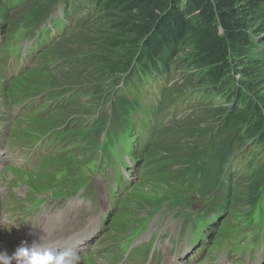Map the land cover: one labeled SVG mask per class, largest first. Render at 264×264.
<instances>
[{
  "label": "rangeland",
  "instance_id": "374dc122",
  "mask_svg": "<svg viewBox=\"0 0 264 264\" xmlns=\"http://www.w3.org/2000/svg\"><path fill=\"white\" fill-rule=\"evenodd\" d=\"M43 1L0 18V252L11 256L22 242L73 240L90 231L81 237L79 264H264V201L248 229L240 223L246 203L230 206L225 217L208 212L204 229L197 214L208 191L186 189L176 179L189 141L173 143L184 136L173 133L185 130L181 124L202 101L153 114L143 140L116 139L107 160L100 149L105 132L101 144L89 142L97 110L110 112L101 98L113 89L105 83L113 77L108 69L120 61L104 45L115 26L107 14L89 29L46 21L28 38L19 32L21 49L11 53L17 32ZM106 53L114 58L93 60Z\"/></svg>",
  "mask_w": 264,
  "mask_h": 264
},
{
  "label": "trees",
  "instance_id": "16d2710c",
  "mask_svg": "<svg viewBox=\"0 0 264 264\" xmlns=\"http://www.w3.org/2000/svg\"><path fill=\"white\" fill-rule=\"evenodd\" d=\"M30 1L0 0V18ZM43 2L23 23L25 31L17 32L13 55L21 49L19 32L28 38L46 21L53 28L71 20L74 27L89 29L103 13L101 18L107 14L115 23L114 34L103 40L108 49L118 51L120 60L108 69L113 77L105 83L113 89L101 98L110 102V112L97 110L92 125L98 129L89 133V142L101 144L99 137L105 132L100 148L104 159H109L110 146L120 137L143 140L152 129L153 114L161 116L162 109L180 103L197 107L202 101V108L187 118L192 119L181 124L185 130L173 133L184 134L173 143L189 141L176 179L181 178L186 189L208 191L197 226L207 228L208 212L225 217L230 206L246 203L248 215L240 223L245 229L252 227L250 214L264 201V0ZM58 6L61 13L55 15ZM79 9L84 14L77 17ZM103 57L93 60L105 64L113 56Z\"/></svg>",
  "mask_w": 264,
  "mask_h": 264
},
{
  "label": "clouds",
  "instance_id": "9594fccd",
  "mask_svg": "<svg viewBox=\"0 0 264 264\" xmlns=\"http://www.w3.org/2000/svg\"><path fill=\"white\" fill-rule=\"evenodd\" d=\"M79 256L71 249L57 251L41 243L28 246L22 242L21 246L9 256L0 252V264H79Z\"/></svg>",
  "mask_w": 264,
  "mask_h": 264
},
{
  "label": "bare ground",
  "instance_id": "6f19581e",
  "mask_svg": "<svg viewBox=\"0 0 264 264\" xmlns=\"http://www.w3.org/2000/svg\"><path fill=\"white\" fill-rule=\"evenodd\" d=\"M14 175V174H13ZM91 234V232L90 231H87V232H85L84 234H80V235H75V236H77L76 238H74L73 240L75 241V242H77L78 240H80L81 239V237H84V235H90ZM53 244V243H52ZM52 244H50V245H52ZM63 244H66V242H63ZM49 245V246H50ZM12 264H16V262L13 260L12 261Z\"/></svg>",
  "mask_w": 264,
  "mask_h": 264
}]
</instances>
